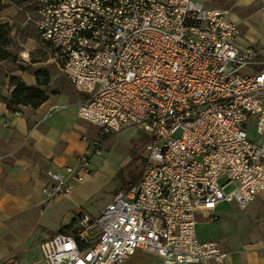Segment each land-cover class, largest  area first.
Segmentation results:
<instances>
[{
  "label": "built area",
  "instance_id": "1",
  "mask_svg": "<svg viewBox=\"0 0 264 264\" xmlns=\"http://www.w3.org/2000/svg\"><path fill=\"white\" fill-rule=\"evenodd\" d=\"M23 22L82 96L80 119L102 135L151 137L137 182L98 214L78 213L75 235L42 241L39 263L122 264L141 249L161 264H227L216 241L198 240L197 214L215 219L219 203L245 208L264 190V56L239 43L230 10L202 0H33ZM101 148L92 139L65 175L48 173L43 192L66 195Z\"/></svg>",
  "mask_w": 264,
  "mask_h": 264
},
{
  "label": "crops",
  "instance_id": "2",
  "mask_svg": "<svg viewBox=\"0 0 264 264\" xmlns=\"http://www.w3.org/2000/svg\"><path fill=\"white\" fill-rule=\"evenodd\" d=\"M256 3L260 7L250 11ZM202 4L206 8L229 9L230 18L240 29L239 43L256 46L264 56V5L260 0H202ZM255 13L261 16L258 31L246 23V18ZM15 14L6 6L0 11V19L12 24ZM14 30L10 28V44ZM24 31L21 30L22 35H28L26 39L33 41ZM36 47L39 46L32 48ZM2 63L0 264H40L38 244L54 236L78 213L93 216L102 191L114 179L118 167L113 168L108 162L104 163L101 156L93 155L84 180L75 183L66 195L44 193L43 188L51 184L48 173L65 175V168L75 165L77 157L88 150L92 139L100 137L101 133L98 127L77 116L82 96L61 72L50 74L48 83L43 86L46 97L37 107L18 105L14 110L8 109L4 98L10 95L12 88L9 75H20L28 86L36 84V76L28 70L6 72ZM213 214L216 218L210 220L197 214L195 231L199 241H216L227 253V264H264V190L245 208H239L235 202H221Z\"/></svg>",
  "mask_w": 264,
  "mask_h": 264
},
{
  "label": "rangeland",
  "instance_id": "3",
  "mask_svg": "<svg viewBox=\"0 0 264 264\" xmlns=\"http://www.w3.org/2000/svg\"><path fill=\"white\" fill-rule=\"evenodd\" d=\"M4 2L5 7L10 6L16 14L13 17L14 21H12V24H10L7 20L1 19L2 21L7 22L9 26L12 25L11 27L15 29L14 34L12 35L11 44L7 43L3 49L5 52V56L3 58H0V62H4L2 63L4 64L2 68L6 72L17 69L22 71L28 70L34 72L35 70L40 68L42 72L48 73V77L46 78L48 83L50 74H56V71L60 73V71H58L57 67L55 68L52 63L47 61L52 55L51 46L38 38L35 26L32 22H29L28 24L23 22L26 17L27 11H31L33 0H13ZM259 7L260 5L256 3L252 6V8L250 7V11L252 9H258ZM260 18L261 16L259 15V13H255L246 18V23L253 27H256V30L258 31L260 30L262 24V22H260ZM19 27L21 29H19ZM21 30H23V32H25L24 30H26V33H29V37H33L31 38L33 39V41H30L28 38L26 39L28 35H22ZM16 33H19L18 38H15ZM31 46L39 47L33 49ZM11 47H13V49ZM254 48H256V46H254ZM9 49H11L12 52ZM26 49L29 52V62H25L21 59V53ZM36 67L39 68L35 69ZM53 68H55L56 70H54ZM13 76L22 80L20 75H9V80ZM36 80L44 81L45 76L43 75V73L36 75ZM11 86L13 87L12 84ZM100 139L102 147V153L99 155L101 156L100 158L104 160V163L108 162L109 165H112L113 168L118 167L117 173H119L115 174L114 179L110 180V182L107 183L106 187L102 191V195L98 199L97 203L98 208H96V212L94 213V215L98 214L106 205V203L112 200L114 194L118 189L127 190L132 182L139 179V176L148 158L149 152L146 148V145L151 140V137L147 132H144L142 130L129 129L111 135L101 134ZM224 181V178H222L219 180V183H223ZM232 188L233 184H229L224 189V191L229 192L232 190ZM122 264H161V259L155 253L137 249Z\"/></svg>",
  "mask_w": 264,
  "mask_h": 264
},
{
  "label": "trees",
  "instance_id": "4",
  "mask_svg": "<svg viewBox=\"0 0 264 264\" xmlns=\"http://www.w3.org/2000/svg\"><path fill=\"white\" fill-rule=\"evenodd\" d=\"M4 1L13 0H0V11L3 7H5ZM9 32L10 26L8 25V23L0 19V58H3L5 56V52L3 49L6 44H10ZM40 73H43V75L45 76V80H36V84L32 86L26 85L22 80L16 78L15 76L10 78L9 81L10 84L13 85V87L11 88L10 95L4 98L8 109L14 110L18 105H30L31 107H37L45 99L46 91L43 86L47 84L46 78L48 77V73L42 72L40 68L34 71L35 76L39 75ZM136 182L137 181L132 182L131 185L135 184ZM77 227V220L76 217H74L68 224L62 226L58 232L75 235Z\"/></svg>",
  "mask_w": 264,
  "mask_h": 264
}]
</instances>
